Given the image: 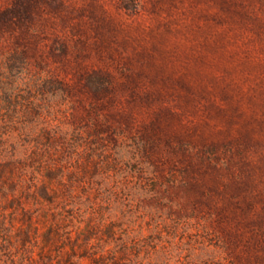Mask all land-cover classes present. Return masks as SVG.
<instances>
[{
  "label": "rangeland",
  "instance_id": "rangeland-1",
  "mask_svg": "<svg viewBox=\"0 0 264 264\" xmlns=\"http://www.w3.org/2000/svg\"><path fill=\"white\" fill-rule=\"evenodd\" d=\"M0 30V97L34 106L17 108L11 152L62 126L64 158L103 166L81 188L128 173L117 214L147 238L143 264H264V0H0ZM44 238L26 264L50 259Z\"/></svg>",
  "mask_w": 264,
  "mask_h": 264
},
{
  "label": "trees",
  "instance_id": "trees-1",
  "mask_svg": "<svg viewBox=\"0 0 264 264\" xmlns=\"http://www.w3.org/2000/svg\"><path fill=\"white\" fill-rule=\"evenodd\" d=\"M18 57L20 56L14 52L10 60L14 62ZM13 65L11 67L14 70L16 67ZM87 79L88 77L85 78ZM36 86L38 90H44V84ZM98 88L101 90L100 86ZM98 88L92 90L94 94L99 92ZM15 97L12 92L4 98L0 97V102L6 103L5 106L0 103V106L4 111H9L5 115L0 113V119H3L0 125V154L3 155V161L0 162L3 177L0 185V202L3 203L0 212V238L4 239L0 242V255L1 251L9 252L8 258L0 259V264H26L31 258H35L32 255L35 252V238L40 233L45 236V245L42 246L46 250L45 256L50 255L46 264H80L86 258L90 259L91 264H143L140 253L149 245L147 238L143 237L142 229L130 230L132 220H126V214H117V210L122 207L119 193L130 190L128 173L123 174L120 179H117V175L112 181L104 177V184L100 187L86 180L87 188H81L82 174L85 172L93 175L96 173L95 169L99 170L103 166L90 155L80 165L72 163L71 156L64 158V152L69 151L72 142L68 140L69 132H63L62 126L59 127L60 131L52 127L49 130L48 126H44L32 134L23 130L20 134L27 137L31 135L29 139L24 138L27 142L25 148L16 153L11 152L9 146L13 145V141L10 132L15 127L10 123L13 122L15 113L19 112L17 108L27 106L30 113L34 108L31 105L33 102L27 105ZM86 132H73L76 138L71 139L80 143ZM87 133L92 137L95 134L91 131ZM76 145L73 143V146L77 147ZM107 164L106 170L114 171L115 174L123 168L122 161L118 158H112ZM143 170L138 169L141 174ZM29 171L32 173L30 181L26 178ZM30 199L37 202L35 207L30 205ZM119 221L127 224L129 231L127 237L113 245L111 241L121 226ZM16 236L22 241L20 254L13 251L15 245L10 242ZM64 249L65 258H51L53 253Z\"/></svg>",
  "mask_w": 264,
  "mask_h": 264
}]
</instances>
